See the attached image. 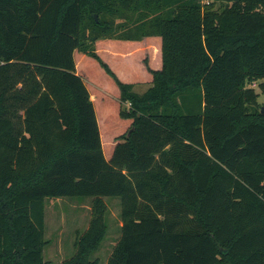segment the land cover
Returning a JSON list of instances; mask_svg holds the SVG:
<instances>
[{
  "label": "trees",
  "instance_id": "trees-1",
  "mask_svg": "<svg viewBox=\"0 0 264 264\" xmlns=\"http://www.w3.org/2000/svg\"><path fill=\"white\" fill-rule=\"evenodd\" d=\"M161 39L142 93L98 40ZM97 60L130 119L105 158L74 52ZM264 0H0V264H46L47 199H89L60 264H264ZM127 104V107H123Z\"/></svg>",
  "mask_w": 264,
  "mask_h": 264
},
{
  "label": "rangeland",
  "instance_id": "rangeland-1",
  "mask_svg": "<svg viewBox=\"0 0 264 264\" xmlns=\"http://www.w3.org/2000/svg\"><path fill=\"white\" fill-rule=\"evenodd\" d=\"M121 44L129 45L132 42H122ZM95 48L97 54L107 64V39L98 40ZM149 48H153L152 43L149 46L145 45L144 48L141 47L140 51H136L130 57H127L131 66L122 69L130 80L139 82L138 85L134 84L133 88L137 93L144 92L151 85L147 78H143L139 70L141 63L146 68L148 66L147 61L151 58V49ZM129 50L131 49L129 48ZM74 60L77 63L76 72L83 78V81L85 79L84 83L90 89L95 100V110L100 120L102 142L104 143L103 152L108 159L117 137L127 131L131 120L119 116L118 89L98 61L78 51L74 52ZM254 88L257 90L256 85H254ZM257 92L259 91L257 90ZM258 103L264 107V96L260 92ZM123 107H127V104H123ZM104 200L109 206L105 216L107 231L99 248L92 256V258L98 259V264H106L113 245L120 234L119 199L106 197ZM88 205L87 200H81L77 197L46 200L44 237L48 243L44 247L43 258L47 264H60L62 260L71 257L74 253V241L77 232L82 233L88 225ZM59 239H63L61 241L63 248L60 246Z\"/></svg>",
  "mask_w": 264,
  "mask_h": 264
},
{
  "label": "crops",
  "instance_id": "crops-1",
  "mask_svg": "<svg viewBox=\"0 0 264 264\" xmlns=\"http://www.w3.org/2000/svg\"><path fill=\"white\" fill-rule=\"evenodd\" d=\"M122 42H132V44L122 45L121 44ZM150 43H152L153 48H149V49H151L150 50L151 58H150V60L147 61L148 66L146 68L145 65L143 63H141L140 64L141 66H139V70H140V74L143 76V78L144 79L147 78L149 83H151L152 75L148 71V68H150L152 70H157V69L161 68V64H162V61H161V39L159 36H147V37H143L141 40H137V41L107 39V65L116 74V76L118 77L119 80H121L123 82H127V83H132L133 85L134 84L138 85L139 82L138 81L135 82L133 80H130L128 78V76L125 75V73H123L122 69L123 68L125 69L126 67L131 66L130 62L127 60V57H130L136 51L137 52L140 51L141 47L144 48L145 45L149 46ZM129 48L131 50H129ZM136 48H137V50H136ZM75 65L77 67L76 62H75ZM84 81H85V79H84ZM89 92H90V89H89ZM90 95H91V99H92L93 104H94L95 100L93 99L91 92H90ZM118 95H119V92H118ZM94 107H95V105H94ZM96 116H97V120H98V124H99L100 136H101V141H102V133H101L102 131H101V127H100V120H99L97 113H96ZM111 143H109V144H111ZM102 146H104L103 142H102ZM105 158H106V156H105ZM84 200H87L89 202V199H84ZM107 206H108V204H107ZM87 208L89 209V217H90V206L88 205ZM88 220H89V218H88ZM120 224H121V222H120ZM59 240H60V246H61V248H63L64 246L61 242V241H63V239H59ZM46 264H47V262H46Z\"/></svg>",
  "mask_w": 264,
  "mask_h": 264
},
{
  "label": "water",
  "instance_id": "water-1",
  "mask_svg": "<svg viewBox=\"0 0 264 264\" xmlns=\"http://www.w3.org/2000/svg\"><path fill=\"white\" fill-rule=\"evenodd\" d=\"M262 111H264V107H262Z\"/></svg>",
  "mask_w": 264,
  "mask_h": 264
}]
</instances>
